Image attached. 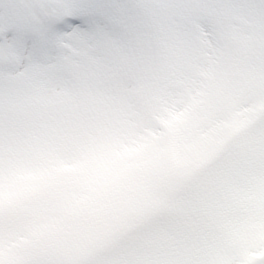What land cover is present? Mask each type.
Instances as JSON below:
<instances>
[{
    "label": "snow or ice",
    "instance_id": "1",
    "mask_svg": "<svg viewBox=\"0 0 264 264\" xmlns=\"http://www.w3.org/2000/svg\"><path fill=\"white\" fill-rule=\"evenodd\" d=\"M0 264H264V0H0Z\"/></svg>",
    "mask_w": 264,
    "mask_h": 264
}]
</instances>
